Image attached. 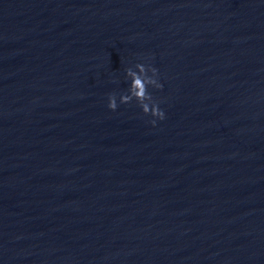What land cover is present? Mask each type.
<instances>
[{
	"label": "water",
	"instance_id": "1",
	"mask_svg": "<svg viewBox=\"0 0 264 264\" xmlns=\"http://www.w3.org/2000/svg\"><path fill=\"white\" fill-rule=\"evenodd\" d=\"M0 264H264V0H0Z\"/></svg>",
	"mask_w": 264,
	"mask_h": 264
},
{
	"label": "clouds",
	"instance_id": "2",
	"mask_svg": "<svg viewBox=\"0 0 264 264\" xmlns=\"http://www.w3.org/2000/svg\"><path fill=\"white\" fill-rule=\"evenodd\" d=\"M135 67L138 71L128 69L125 72V75L130 78V84L127 93L120 95L119 102L128 104L135 100L145 115H150L154 118L149 123L155 126L157 119L163 120L165 115L158 107L157 102L154 101L151 93L148 92L149 87L155 89L162 87L157 79V69L141 63H137ZM107 107L113 111L118 107L117 97L114 93L108 95Z\"/></svg>",
	"mask_w": 264,
	"mask_h": 264
}]
</instances>
